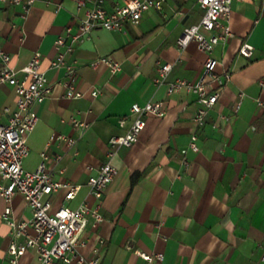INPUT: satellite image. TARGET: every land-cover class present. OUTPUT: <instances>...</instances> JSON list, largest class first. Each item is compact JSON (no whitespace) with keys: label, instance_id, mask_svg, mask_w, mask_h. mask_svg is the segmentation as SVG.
Returning <instances> with one entry per match:
<instances>
[{"label":"crops","instance_id":"0c3cea01","mask_svg":"<svg viewBox=\"0 0 264 264\" xmlns=\"http://www.w3.org/2000/svg\"><path fill=\"white\" fill-rule=\"evenodd\" d=\"M124 1L104 0L102 6L111 10ZM84 10L77 8L75 0H35L22 19L20 6L0 3V47L10 54V65L20 69L39 51L40 69L53 83L49 96L33 105L38 120L27 135L23 167L35 170L45 151L46 169L53 179L81 185L68 201L63 191L49 195L53 207L76 208L84 199L93 207L96 199L86 183L96 171L87 167L103 163L109 139L128 131L133 103L164 104L163 116H146L136 142L117 148L112 158L117 174L101 202L103 220L97 228L88 225L82 232L79 253L97 258L98 264H146L136 250L162 253L161 264H259L264 254V108L257 100L264 101L260 84L264 80V0L231 2L233 36L212 51L218 61L215 71L229 72L231 77L222 86L209 85L219 96L200 125L193 120L199 106L195 94L184 90L168 94L167 82H154L157 64L165 62L173 64L168 80L195 83L201 77L207 54L195 41L183 50L177 46L183 29L202 16L198 0H166L161 10H147L125 32L92 31L65 55L75 66L73 81L83 93L68 98L65 70L52 68L50 61L54 40L67 25L83 18ZM243 41L254 47L251 57L238 54ZM103 56L118 61L120 71L113 74L104 64L91 65ZM240 92L244 96L234 114ZM15 105L14 87L1 84L0 124ZM220 114L231 118L222 122ZM71 117L88 127L83 131L74 127ZM213 123L219 128L213 129ZM193 133L198 150L189 147ZM52 134L71 137L75 143L50 142ZM5 205L0 196V213ZM10 206L17 221L31 217L20 194L13 196ZM9 240L10 227L0 216V264H7ZM37 262L31 249L19 258V264Z\"/></svg>","mask_w":264,"mask_h":264},{"label":"built area","instance_id":"2783aa9c","mask_svg":"<svg viewBox=\"0 0 264 264\" xmlns=\"http://www.w3.org/2000/svg\"><path fill=\"white\" fill-rule=\"evenodd\" d=\"M34 1L0 0V3L20 6V17L25 19ZM45 1L49 3L52 0ZM103 1L75 0L78 9L85 7L84 17L75 25H67L64 33L59 34L54 40L55 54L50 66L64 68V95L68 98H78L83 93L74 84L75 66L66 61V53L88 38L94 30L125 32L127 26L137 24L147 10H161L166 0H125L111 10H106L102 6ZM232 1L198 0V5L203 11L200 20L185 27L177 39L180 50L189 42L195 41L197 48L207 54L203 62V73L197 82L192 83L181 78L168 80L173 64L170 62L157 64V74L154 77L156 85L167 82L168 94L184 90L196 95L199 105L193 117L196 125L203 123L208 110L213 107L219 96V92L210 90L209 85L216 83L222 86L231 77L229 72L219 74L215 71L218 61L213 57L212 51L218 43L225 42L233 36L229 25ZM253 50L254 47L250 43L243 41L238 47V54L251 57ZM41 58L42 54L36 51L25 66L15 69L10 65V54L0 47V85L8 84L14 87L16 93L15 109L8 115L7 121L0 124V196L6 203L0 216L10 227V240L6 249L7 264H19V258L28 249L34 250L37 254V264H98L97 258L87 259L80 254L78 247L83 244L80 236L86 227L90 225L97 228L103 220L100 211L102 197L117 174L112 158L118 147L130 146L137 141L138 135L146 126V116L161 117L165 114L164 104L162 101H148L142 105L133 103L130 113L134 115V119L128 131L124 135L109 139L103 163L95 168L91 165L87 167L96 171L88 177L86 183L89 193L96 199L93 207L86 199L76 208H70L65 204L53 207L49 195L63 191L64 200L68 201L75 198L81 185L53 179L52 173L46 169L49 155L45 151L41 152V161L35 170L30 171L23 167V160L28 154L27 135L38 120L33 105L43 102L51 93L53 86L46 73L40 69ZM99 64L107 66L113 74L121 69L120 63L109 56L98 57L91 63L92 66ZM260 84L264 85V80H261ZM91 95H97V90L93 89ZM243 96V92L238 93V99L233 107L234 114L237 113ZM257 103L264 108V101L258 99ZM4 111L7 112L8 108H4ZM218 118L222 122H227L231 117L220 114ZM71 123L82 131L88 127L86 122L76 117H71ZM212 128H219L218 123H213ZM196 138L195 133L191 134L189 147L193 150H198ZM54 139H63L69 146L75 143V139L63 135L52 134L49 141ZM59 158V155L56 156L57 160ZM183 165H187V161L184 160ZM16 194H20L30 208L29 219L17 221L13 217L10 201ZM135 253L144 259L146 264H161L164 259L162 253H145L139 250ZM259 264H264V254L261 255Z\"/></svg>","mask_w":264,"mask_h":264}]
</instances>
